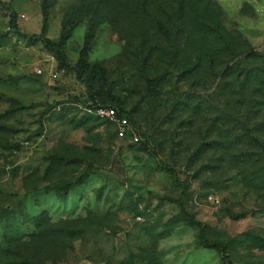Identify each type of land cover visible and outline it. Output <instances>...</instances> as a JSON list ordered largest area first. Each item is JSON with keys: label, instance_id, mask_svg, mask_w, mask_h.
Masks as SVG:
<instances>
[{"label": "rangeland", "instance_id": "obj_1", "mask_svg": "<svg viewBox=\"0 0 264 264\" xmlns=\"http://www.w3.org/2000/svg\"><path fill=\"white\" fill-rule=\"evenodd\" d=\"M263 42L264 0H0V249L18 236L27 264H264V81L240 84L264 78Z\"/></svg>", "mask_w": 264, "mask_h": 264}, {"label": "trees", "instance_id": "obj_2", "mask_svg": "<svg viewBox=\"0 0 264 264\" xmlns=\"http://www.w3.org/2000/svg\"><path fill=\"white\" fill-rule=\"evenodd\" d=\"M43 18L44 20L46 18L45 12L43 13ZM88 48H89V38L88 36H86L84 38V42H83L82 48L79 53V60L76 64V66L79 68L81 67V69L89 68L88 64L85 62V57L87 55ZM59 62H60V65L63 67L68 66L67 62L64 60V54L62 52L60 53ZM91 71H92V77H96L101 82L104 80V70L102 67H100L99 65H94L91 67ZM263 81H264V78H262L261 80L257 76H252L251 73L247 72L245 75V78L241 81L240 84L241 86H243V89H245L248 92L250 91L252 92L255 89L254 84L261 83ZM252 86L254 87L253 90H251ZM111 107L115 108L118 115L126 116L128 120L130 121L129 114L126 111H124L121 107L119 106L118 107L111 106ZM168 171L170 172L171 177L181 186V193L183 194L186 189L185 183L179 180L177 173L173 168H168ZM179 205H180V209H181L183 216L188 220H193L192 218H190L188 214L185 213L181 200H179ZM201 240L205 243V240L203 239L202 235H201ZM2 241H3V247L0 249V254H1L0 264H27L25 259H23V257L21 256V253L18 251L20 246L22 245L21 243L23 242L20 237L5 236L3 237Z\"/></svg>", "mask_w": 264, "mask_h": 264}, {"label": "built area", "instance_id": "obj_3", "mask_svg": "<svg viewBox=\"0 0 264 264\" xmlns=\"http://www.w3.org/2000/svg\"><path fill=\"white\" fill-rule=\"evenodd\" d=\"M262 46L264 47V42ZM38 72L40 73V70H38ZM53 76L55 77L56 74H53ZM88 110L100 118L109 120L115 128V134L117 137L121 139L128 138L133 143H140L142 141L141 136L135 132L128 118L123 115H118L115 108L111 106L99 105Z\"/></svg>", "mask_w": 264, "mask_h": 264}]
</instances>
